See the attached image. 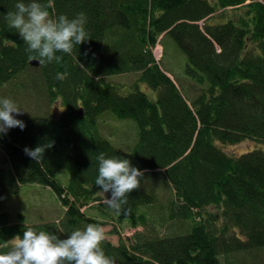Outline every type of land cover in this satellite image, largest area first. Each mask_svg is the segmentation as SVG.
I'll return each mask as SVG.
<instances>
[{
    "label": "trees",
    "instance_id": "16d2710c",
    "mask_svg": "<svg viewBox=\"0 0 264 264\" xmlns=\"http://www.w3.org/2000/svg\"><path fill=\"white\" fill-rule=\"evenodd\" d=\"M17 2L31 0H0V90L21 110L18 92L57 111L23 110L25 128L0 134V200L40 184L61 215L28 223L0 208V253L28 227L66 238L108 223L118 240L101 246L116 264H161L181 242L171 264H264V0H50L52 18L84 13L91 39L37 67L7 18ZM166 52L182 73L163 64ZM130 73L129 85L113 80ZM104 116L133 121L132 140L105 136ZM247 140L238 155L221 148ZM48 141L40 163L25 154ZM100 153L144 173L126 213L103 209Z\"/></svg>",
    "mask_w": 264,
    "mask_h": 264
},
{
    "label": "clouds",
    "instance_id": "9594fccd",
    "mask_svg": "<svg viewBox=\"0 0 264 264\" xmlns=\"http://www.w3.org/2000/svg\"><path fill=\"white\" fill-rule=\"evenodd\" d=\"M50 6V0L47 4L38 0L17 2L15 11L7 14L10 26L27 45L28 59L37 60L41 65L52 61L60 63L63 57L58 53L71 54L77 45L91 39L85 30L84 13L72 19L64 15L52 18ZM22 111L13 100L0 99V134H6L11 128H25L24 122L15 118ZM53 145L54 141H48L32 149L25 147L24 152L40 163L44 160L45 150ZM97 160L95 185L104 196L102 202L118 213H126L128 194L140 188L143 171L121 157L106 158L100 153ZM109 192L110 198H106L105 194ZM105 238V229L98 224L76 229L66 238L28 227L22 238H14L9 251L0 253V264H116L115 258L107 256L101 246Z\"/></svg>",
    "mask_w": 264,
    "mask_h": 264
},
{
    "label": "rangeland",
    "instance_id": "374dc122",
    "mask_svg": "<svg viewBox=\"0 0 264 264\" xmlns=\"http://www.w3.org/2000/svg\"><path fill=\"white\" fill-rule=\"evenodd\" d=\"M156 52H158V54H156ZM168 53L169 52L165 53L166 57L165 59H163V64H166L167 67L171 64L173 69L170 70V72L172 74H175L176 72L182 73L181 64L177 67L175 64V62L177 63V61L174 60L175 62H172ZM154 54L157 60L162 59V47L159 44L156 45L154 49ZM171 54L173 55V53ZM114 79L119 83H124L129 85L131 81L134 79V74L133 73L123 74L117 77H113V80ZM9 88H10L9 86H5V88H2V91L0 90V93L2 94L1 99L5 98V96L6 98L9 97L10 95ZM29 91H33V90L30 89ZM34 96H35L34 93L32 96H28L27 93L18 92L19 104L24 106L23 107L24 111L32 110L33 113H37V114H40L41 113L40 111H46L48 113L53 112V110L57 111L56 109L57 106L53 104H48L41 97H39V99H36L34 98ZM16 102L18 103V101ZM58 108H60V106H58ZM101 118L104 120V121L100 120L101 129H102L101 131L105 136L111 138L113 142L122 144V142L125 143V141H127L129 143L134 137L136 125L133 121L120 122L114 120L109 116L108 117L104 116ZM253 146H254L253 142L247 140L240 144L221 145V148L228 154L238 155L239 153L248 150ZM0 208H2L1 211H4V209H6L8 211H11L12 214H15L17 210L22 209L21 211L25 216V221L28 223H34L33 221L38 222L43 220L52 221L61 215V206L59 205L55 195L50 190L41 186L40 184H28L26 186L21 187L18 195H16L15 197L0 200ZM103 209H106L108 213H112V209L109 208L104 203H103ZM105 217L110 221L113 219L107 215ZM103 228L105 229V237L108 238L112 243H117L118 236L108 233V231H111L110 229L112 228V226L108 225V223H105L103 224ZM121 231L123 236H127L130 235L133 230L126 229ZM172 248L173 250L168 252V254L163 257V259L161 260L162 261L161 264H171L172 261H174V259L178 255L181 256V253L184 250H186L187 247H185L184 243L181 242L180 244H177ZM259 256L264 257V254L259 253Z\"/></svg>",
    "mask_w": 264,
    "mask_h": 264
},
{
    "label": "water",
    "instance_id": "95a60500",
    "mask_svg": "<svg viewBox=\"0 0 264 264\" xmlns=\"http://www.w3.org/2000/svg\"><path fill=\"white\" fill-rule=\"evenodd\" d=\"M158 54V52H156ZM29 64L33 67H37L39 65V62L37 60H31L29 61ZM79 115L81 116V110H79Z\"/></svg>",
    "mask_w": 264,
    "mask_h": 264
}]
</instances>
